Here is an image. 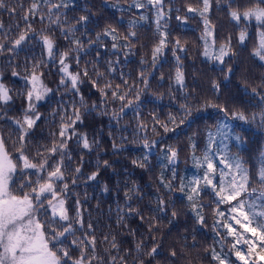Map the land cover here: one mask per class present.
Listing matches in <instances>:
<instances>
[{
    "label": "snow or ice",
    "instance_id": "1",
    "mask_svg": "<svg viewBox=\"0 0 264 264\" xmlns=\"http://www.w3.org/2000/svg\"><path fill=\"white\" fill-rule=\"evenodd\" d=\"M171 2L172 0H132L129 8L144 11L138 19L127 22L128 31L127 35L122 37L123 43L117 28L109 26L96 33L95 39H88V47H104L103 41L107 37L110 38L113 52L128 49L129 52L125 53L127 56L134 47L132 41L137 35L133 29L141 21L149 20L145 13L150 12L154 17L159 37L152 47L150 67L153 71L157 68L160 57L171 44V51L177 62L174 83L183 91L184 73L181 57L177 52H186L187 48L179 38L172 41L168 39V20L172 18L173 12ZM214 3L218 10L225 8L230 21L235 22L239 28L237 40L241 45L248 39V26L255 22L258 39L252 55L264 62V0H249L243 7L237 0H198L197 7L187 4L186 14L183 17L176 15L175 19L181 23L197 16L201 19V54L220 65L225 64V58L235 56L231 36L220 42L217 47L215 26L209 18ZM17 4L19 12L23 13L22 16L17 12V7L11 6L8 0H0V9L8 12L10 17H18V21L7 29L0 21V56L9 58V66L13 68L11 75L14 77L21 76V72L17 71L21 65L13 64L12 61L28 45L38 42L41 58L37 59L34 54L25 55L23 79L28 87L20 93L26 102L20 118L9 117L4 111L13 96L12 89L3 83V72L0 71V121H11L7 135L4 134L3 128H0V264H147L143 257L155 259L159 255V244L145 252L146 245L140 240L135 244L134 251H122L115 236L110 239L109 235H105L102 243H106L108 247L103 249V253L98 251L94 225L90 220L85 221L80 195L75 191L84 176L83 158L81 156L80 161H76L69 145L75 140L78 146L91 151L92 143L86 133L77 130V125L84 122V116L97 109H101L100 114L108 115L110 120L117 124L131 109L136 119L133 131L146 133L148 124L141 119V97L149 89L152 71H149L148 67H142L134 80H131L130 74L121 72L120 83L114 84L113 79L109 77L117 71L119 57L114 61H106L107 73L100 71L98 65L92 61H86L85 67L81 68V53H87V48L84 39L77 38L75 34L79 30L77 25H86L89 16L81 15L74 24L65 27L67 15L63 10L69 8L68 0H30L27 8L21 0H17ZM174 10L180 12L179 8ZM19 21L23 22V27ZM37 21L44 24L39 31L33 27ZM53 27L68 41L67 50H59ZM96 55L99 57V52ZM49 61L53 66H58L60 79L56 90L64 88L78 99L59 102L58 108L51 113L54 122L56 117L59 119L56 130L49 132V142L33 145L32 132L42 118L37 105L53 92V89L43 82V69L49 66ZM73 62L76 70H73ZM140 63L149 64L144 59H141ZM88 65H92L93 76H89ZM228 72H231L230 67ZM84 78L100 93L99 104L93 102L89 105L85 100L80 91V85L85 82ZM225 78L227 79V76ZM160 79H164L163 75ZM258 87H264V82ZM258 87L251 89V95L258 100L254 105L257 111L247 114L244 111L229 113L228 109L211 101H205L201 108L195 109L200 111L211 107L223 114V118L216 122L215 130L206 131L205 148L201 156L195 154L198 146L195 139L189 138L191 158L198 174L190 178L181 176L177 170V150L170 146L161 149L164 153L163 159L167 161L163 167L171 171L172 175L166 181L161 174L160 186L171 194L177 188L175 182L179 180L178 190L186 198L199 225L207 223L205 207L212 209L215 244L210 246V250L206 249L212 264L264 262V151L258 158L253 175L250 168L245 166L246 162L233 155L229 148L230 139L241 140L240 136L234 135L229 120L257 124L264 128V93L258 91ZM212 90L218 93L219 84L213 82ZM172 99L175 100V96ZM183 99L184 102L178 104L177 111L169 112L166 120L152 114L151 131L154 134L160 136L158 129H163L164 134L174 133L190 122L194 109L188 103L186 94ZM111 105H118V108L110 109ZM162 140V136L160 140H149L145 135L142 138V146L151 151ZM117 147L114 142L113 148ZM147 160L148 156L145 154L142 161L133 160L132 163L146 167ZM104 165L109 166L107 161H104ZM98 175V171H93L85 181H95ZM104 190L107 191V188ZM138 193L139 189L135 186L125 192L127 212L118 208L117 216V223L121 226L126 215L134 213L144 219L138 209L134 210L131 204L127 203L138 198ZM204 196L210 197L208 204L202 202ZM156 203L157 207L152 211L166 215L165 199L157 196ZM176 215L173 211L172 216ZM153 230L154 225L150 223L149 231ZM216 245L219 246V251ZM74 251L78 254L73 255ZM170 255L175 257L176 252L172 251Z\"/></svg>",
    "mask_w": 264,
    "mask_h": 264
},
{
    "label": "trees",
    "instance_id": "2",
    "mask_svg": "<svg viewBox=\"0 0 264 264\" xmlns=\"http://www.w3.org/2000/svg\"><path fill=\"white\" fill-rule=\"evenodd\" d=\"M11 6L17 7L19 15V5L17 0H8ZM58 2V0H54ZM132 0H68L69 8L63 11L67 15L68 27L75 23L81 15L89 16V21L84 26H79L76 37L84 39L87 53H81L80 67H85L86 61H92L98 65L100 71L107 73L108 60H116L119 57L120 63L116 65L117 71L112 74L113 83H120V73L130 74L131 80L136 79L142 67H148L152 71L149 78V89L142 95L141 119L147 122V132H134L136 119L131 109L119 124L110 120L108 115H103L101 109L93 111L84 116V122L77 125V130L86 133L90 143L91 151L83 149L75 143L70 142L74 159L80 161L83 158V174L81 181L75 191L79 193L82 202V211L86 222L93 223L97 237V249L103 253V249L108 247L102 243L103 237L109 235L111 239L115 236L121 250H133L135 244L143 240L147 252L155 244H159V255L155 259L143 257L147 264H212L209 252L210 246L215 244L212 229V209L205 207L204 215L207 223L205 225L197 224L190 206L182 193L178 190L179 180L175 182L176 190L169 194L160 186L161 174L165 180L172 175L163 165L167 163L163 159L164 153L161 149L172 147L178 152L177 170L181 176L192 177L198 174L192 160V150L189 147L192 137L197 143L195 154L202 155L205 148V133L208 129L215 130L217 121L223 118V114L216 108L208 107L200 111L205 101H211L214 104L228 109L229 113L233 111H244L246 114L257 111L254 105L258 102L257 98L251 95V89L258 87L264 82V62L252 55V50L257 43L256 26L253 21L248 26V39L244 45L238 43L237 35L239 28L235 22L230 21L225 8L217 9L215 3L209 13V18L215 26V35L217 38V47L220 42L228 36L232 37V46L235 56L225 58V64L210 61L202 53V41L199 39L203 31V23L197 16L195 19L189 18L186 23L178 22L176 15L182 17L186 14V5L198 6V0H172L173 8L172 18L168 20L170 35L169 41L179 38L181 43L187 48L186 52H177L181 57L182 71L184 73L183 91L179 85L174 83L175 68L177 62L171 51V44L165 49L160 57L157 68L153 71L150 67L151 51L153 45L158 40L155 29L154 17L150 12L145 13L149 20L141 21L135 29L136 37L132 41L134 47L130 54L125 56L128 49H122L117 52L111 50L110 38H104V47L94 45L88 47V39H95V34L102 32L106 27H115L122 37L127 35V22L132 19H138L144 10L129 8ZM249 0H237V3L243 7ZM24 7L27 8L30 0H21ZM167 6V5H166ZM236 5H234L235 7ZM179 8L177 13L174 9ZM46 11V9H45ZM0 21L4 23L5 29L18 21V17H10L8 12L0 9ZM21 27L23 22L19 21ZM33 27L39 31L44 24L35 22ZM55 38L59 50L64 51L69 47L58 29L53 27ZM85 33L87 35H85ZM99 52V57L96 53ZM34 54L37 59L41 58V47L38 42L28 45L24 51H21L18 57L12 61L13 64H20V77L11 75L13 68L9 66V58L0 56V71L3 72V83L12 89L13 100L4 107L7 115L12 118H20L26 102L20 93L24 92L28 85L23 79V63L25 55ZM144 59L149 62L148 65H141L140 61ZM48 67L44 68L43 82L53 89L52 93L39 102L37 110L42 114V118L37 122L33 129L31 140L33 145L48 143L50 140L49 132L55 131L58 123V117L55 122L51 118L53 110L58 108L59 102H67L71 99H78L72 93L66 92L64 88L58 91L57 86L60 76L57 72L58 66H53L48 62ZM73 70H76L75 63L72 64ZM89 67V76H93ZM231 72H228V68ZM163 75L164 79L160 77ZM227 76V79L225 78ZM85 82L80 85V91L89 105L93 102L100 103V93L92 87L91 82L84 78ZM131 80L129 81L131 83ZM219 84V92H213L212 84ZM258 91L264 93V87H258ZM188 96V103L194 109L190 122L181 126L176 132L163 133V129H158L160 136L151 131L152 114L159 116L161 120H166L168 113H175L179 103L184 102V95ZM175 96V100L172 97ZM111 108H118V105H111ZM230 126L234 130V135L241 137L240 141L229 140V148L233 155L240 157L246 162L252 174H255L257 161L262 151H264V128L257 124L244 123L238 120H229ZM11 121H0V128H3L4 134L10 131ZM171 126V125H170ZM111 133V135H110ZM147 136L149 140H160L151 151L142 146V138ZM124 139H121V138ZM98 142V143H95ZM118 146L113 148V143ZM11 150V145H9ZM147 154L148 160L146 167H139L132 163L133 160H140ZM104 161L109 166L104 165ZM75 166V165H73ZM93 171H98L99 175L95 181H85V178ZM139 189L138 198H134L130 203L134 210L138 209L144 219L133 214L124 216L123 226L117 223L118 208L127 212L125 192L133 187ZM105 187L107 191H105ZM162 196L167 203V214L153 212L157 207L156 198ZM202 202L208 204L210 197L204 196ZM72 203V201H70ZM175 211L177 215L172 216ZM122 214V213H121ZM155 218V219H153ZM154 225V230L149 231V224ZM79 235V233H78ZM71 239V237H69ZM217 251L219 246L216 245ZM172 251L176 256L172 257ZM73 252V255H77ZM235 261V258H232ZM264 264V262H261Z\"/></svg>",
    "mask_w": 264,
    "mask_h": 264
},
{
    "label": "rangeland",
    "instance_id": "3",
    "mask_svg": "<svg viewBox=\"0 0 264 264\" xmlns=\"http://www.w3.org/2000/svg\"><path fill=\"white\" fill-rule=\"evenodd\" d=\"M230 140H232V139H230Z\"/></svg>",
    "mask_w": 264,
    "mask_h": 264
}]
</instances>
